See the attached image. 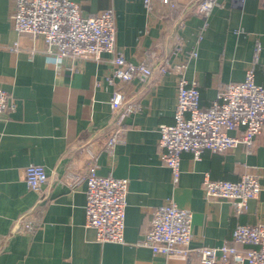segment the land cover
Listing matches in <instances>:
<instances>
[{
    "label": "crops",
    "instance_id": "1",
    "mask_svg": "<svg viewBox=\"0 0 264 264\" xmlns=\"http://www.w3.org/2000/svg\"><path fill=\"white\" fill-rule=\"evenodd\" d=\"M71 1L84 15L112 9L118 51L132 63L157 64L152 50L161 47L168 69L124 86L135 99L134 111L119 119L123 138L110 153L107 141L119 118L111 122L113 55L104 53L98 61L69 57L56 66L44 40L14 30L15 0H0V89L10 96L0 122V264H202L198 255H157L140 244L154 209L169 201L193 213V250L226 244L246 254L251 247L232 235L239 225L264 224V133L251 151H207L199 161L184 154L174 184L160 160L159 129L174 124L178 75L170 66L177 62L187 64L186 77L197 83L201 106L209 108L223 85L245 80L260 45L256 82L264 86V0H218L207 19L183 14L197 0H175L177 10L159 0L151 10L142 0ZM177 44L183 48L178 56ZM94 162L99 175L129 181L124 243H100L86 226L85 178ZM30 165L44 167L50 180L59 175L48 202L33 216L39 222L33 234L14 224L41 199L25 182ZM248 174L259 178L262 191L244 213L237 214L229 201L205 198L206 175L238 182Z\"/></svg>",
    "mask_w": 264,
    "mask_h": 264
},
{
    "label": "built area",
    "instance_id": "2",
    "mask_svg": "<svg viewBox=\"0 0 264 264\" xmlns=\"http://www.w3.org/2000/svg\"><path fill=\"white\" fill-rule=\"evenodd\" d=\"M142 1L147 9L153 8L155 0ZM159 1L170 10L181 8L175 0ZM217 4L218 0L190 4L187 14L207 19ZM15 6L12 15L14 30L18 34H30L44 40L52 64L60 66L69 57L98 61L104 53L113 55V71L109 78L114 87L111 108L113 114L119 113V118L106 145L107 151L113 152L124 133L119 119L134 111L131 106L135 99H129L124 86L136 78H150L158 63L148 60L135 64L118 51L112 9L84 15L80 5L71 0H15ZM206 27L207 23L203 28ZM260 51L258 45L254 63L247 70L245 80L223 85L209 108L201 106L197 83L187 79V64L177 62L169 65L178 75L177 102L174 124L160 126L159 147L160 160L171 170L174 184L180 181L184 154H190L199 161L207 151L225 154L239 146L251 151L256 138L264 133V86L256 82ZM182 52V46L177 44L174 54L178 56ZM196 56V52L190 55L191 58ZM166 62L160 74L168 69ZM9 101V94L0 89V122L6 117ZM125 104L127 106L122 108ZM97 170L98 165L94 162L85 178L86 226L96 231V239L100 243H124L129 181L101 176ZM50 181L44 167L30 165L26 168L25 182L29 190L39 197L43 196ZM261 191L259 178L254 174L244 175L238 182L216 181L206 175L203 182L206 199L229 201L237 214L247 211L250 201L259 199ZM152 216L151 225L140 244L149 247L154 254L184 255L188 258L198 255L202 264H264V224L239 225L233 231L235 242L251 247L246 254H242L226 244L218 248L193 250L190 247L193 213L173 201L155 208ZM20 227L33 234L39 222L32 216Z\"/></svg>",
    "mask_w": 264,
    "mask_h": 264
},
{
    "label": "water",
    "instance_id": "3",
    "mask_svg": "<svg viewBox=\"0 0 264 264\" xmlns=\"http://www.w3.org/2000/svg\"><path fill=\"white\" fill-rule=\"evenodd\" d=\"M200 1H203V0H197L193 3H196V2H200ZM191 3V4H193ZM188 7L184 8L183 10V14H185L187 11H188ZM182 21L181 19L176 23L173 31L170 33V35L168 36L167 40H166V46L169 47V44L173 41L174 39V36H175V33H176V30L178 29V26L181 24ZM152 53H154L155 57L158 58V65L155 67L152 75H151V79H154V78H157V76L160 74L161 70L163 69L164 65H165V62H166V59H167V56L164 55L162 56L161 55V47H157L155 48L154 50H152ZM127 105H123L122 108H125ZM119 116V113H116L115 116L111 119V122H115L117 117ZM96 154V152H94ZM73 168V167H72ZM59 179V175L56 174L52 180L50 181V184H49V188L48 190L43 194V196L41 197V199L39 200V202L32 208L30 209L29 211H26L25 213H23L22 215H20L15 221H14V224L16 226H20V224L24 221H26L27 219H29L30 217L34 216L35 214H37L45 205L46 203L48 202L49 200V193L50 191L52 190V188L57 184V181ZM5 248H3L4 250Z\"/></svg>",
    "mask_w": 264,
    "mask_h": 264
}]
</instances>
